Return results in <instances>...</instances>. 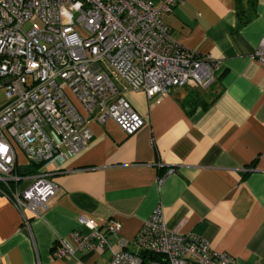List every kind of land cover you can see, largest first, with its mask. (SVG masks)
Listing matches in <instances>:
<instances>
[{"label":"crops","instance_id":"1","mask_svg":"<svg viewBox=\"0 0 264 264\" xmlns=\"http://www.w3.org/2000/svg\"><path fill=\"white\" fill-rule=\"evenodd\" d=\"M240 4L181 0L162 13L176 40L216 61L214 80L153 96L125 89L144 125L126 134L112 118L90 119L88 142L54 174L57 189L29 228L0 194V264H107L110 248L61 257L54 249L89 230L85 216L100 231L118 220L109 245L139 252L133 237L157 206L168 228L202 236L239 264H264V63L253 57L264 0L245 22Z\"/></svg>","mask_w":264,"mask_h":264},{"label":"built area","instance_id":"2","mask_svg":"<svg viewBox=\"0 0 264 264\" xmlns=\"http://www.w3.org/2000/svg\"><path fill=\"white\" fill-rule=\"evenodd\" d=\"M179 1L0 0V194L25 226L55 193L62 163L88 142L90 119L112 118L126 134L144 125L125 89L153 96L214 80L216 61L176 40L162 18ZM253 57L264 63V36ZM79 222L89 230L62 238L55 256L110 248L107 264H239L202 236L168 228L158 206L133 237L158 255L148 260L109 245L106 233H117L118 220L109 219L105 231L93 218Z\"/></svg>","mask_w":264,"mask_h":264},{"label":"trees","instance_id":"3","mask_svg":"<svg viewBox=\"0 0 264 264\" xmlns=\"http://www.w3.org/2000/svg\"><path fill=\"white\" fill-rule=\"evenodd\" d=\"M240 4L239 6V9L237 10V13H238V17L239 19L242 21V22H245L247 20H249L254 12V7H253V4L255 2V0H245L246 3L248 5L245 6V4L243 3L242 5V0H237ZM34 170L33 166L32 165H27L25 167V171L26 172H29V171H32ZM139 254H141V256L143 257L144 260H148V259H151V258H157L158 255L156 253H153V252H149V251H146V250H141L138 252Z\"/></svg>","mask_w":264,"mask_h":264},{"label":"rangeland","instance_id":"4","mask_svg":"<svg viewBox=\"0 0 264 264\" xmlns=\"http://www.w3.org/2000/svg\"><path fill=\"white\" fill-rule=\"evenodd\" d=\"M6 97L4 94V88L0 87V106L5 102ZM21 159H23V156H20Z\"/></svg>","mask_w":264,"mask_h":264}]
</instances>
